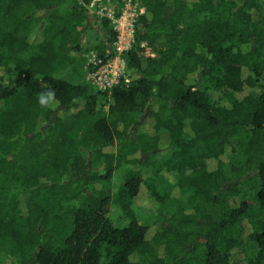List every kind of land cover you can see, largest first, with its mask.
<instances>
[{
  "label": "trees",
  "instance_id": "obj_1",
  "mask_svg": "<svg viewBox=\"0 0 264 264\" xmlns=\"http://www.w3.org/2000/svg\"><path fill=\"white\" fill-rule=\"evenodd\" d=\"M138 1L127 73L103 92L81 72L92 48L116 55L118 33L94 0H0L7 264H264V0ZM69 66L79 80L59 74ZM184 191L158 228L135 213L142 195L164 206Z\"/></svg>",
  "mask_w": 264,
  "mask_h": 264
},
{
  "label": "rangeland",
  "instance_id": "obj_2",
  "mask_svg": "<svg viewBox=\"0 0 264 264\" xmlns=\"http://www.w3.org/2000/svg\"><path fill=\"white\" fill-rule=\"evenodd\" d=\"M105 1V0H102ZM108 0H106L107 3ZM92 5V4H91ZM107 5H109L110 7L108 8H114L115 11L117 9V3H107ZM98 15L102 16L101 13H98ZM101 37V31L100 30H92L86 33L85 38H84V44H86V46L92 48L94 45H96L99 42V38ZM162 43H160L161 45ZM158 49H163V47L157 46ZM146 55H151V53H147L145 51ZM157 53V52H155ZM158 54V53H157ZM156 54V55H157ZM154 55V56H156ZM96 56V51L92 48L89 53L86 55L87 61L85 66L83 67V70L88 69V63L90 61V59H92L93 57ZM153 56V57H154ZM72 67H65L63 68L62 71H60V75L61 76H67V77H71L73 79L77 78V75H80V72H74L72 70ZM88 71L85 72H81V76L83 77V80L89 82L88 77H87ZM77 80H79V78H77ZM245 89L247 91H250V88L248 86L245 87ZM209 94L212 97L213 100H219L222 97L223 92L219 91V90H213L210 89L209 90ZM1 105V104H0ZM235 140L230 139L229 143L226 145V151H225V157L226 158H231L234 154V150H235ZM115 150L113 147H109L106 149V151H113ZM128 166H123L119 169H116L114 171L113 174V189L116 192L117 191V186L122 182L123 177L126 173V171L128 170ZM191 170H188L187 173H190ZM13 195H15V197L18 199L19 201V209L21 210V215H25L26 214V207H25V202H26V195L23 192H20L18 187H13L12 192ZM189 195L188 191H184L182 194H177L175 196V199L172 200V202L168 203L167 205H157L154 204L152 200H150V198L146 195H142L141 198L137 201V205L135 207V213L140 217L141 221L143 224L154 227V228H158L160 227L162 224H164V222L166 221L167 218V211L170 212V210L174 209V205L177 203L176 201H178V199H183V198H187ZM238 201L233 200L232 203L237 204ZM108 217L112 220V222L116 223V224H125L126 223V218L124 217L121 209L119 207H117L115 204H112V206H110L109 208V212H108ZM248 243V242H247ZM246 243V244H247ZM7 247V243L5 245H3L0 249V264H7L6 262V257L4 254V249ZM246 259H247V254H245L244 252H241V254H239L238 257V263L237 264H246ZM103 261H105L103 259ZM9 264V262H8Z\"/></svg>",
  "mask_w": 264,
  "mask_h": 264
},
{
  "label": "built area",
  "instance_id": "obj_3",
  "mask_svg": "<svg viewBox=\"0 0 264 264\" xmlns=\"http://www.w3.org/2000/svg\"><path fill=\"white\" fill-rule=\"evenodd\" d=\"M107 3H111L110 0ZM106 1L94 0L92 5H97V12L102 16L110 18L113 28L117 31V40L114 42L116 55L106 62L95 57L90 59L89 64H94V69L87 74L89 82L99 91H109L117 85L127 73V64L122 54L132 49L135 41V24L140 15L144 14L146 8L138 0H124V6L117 14V9L107 5ZM147 53L151 52L146 43H142Z\"/></svg>",
  "mask_w": 264,
  "mask_h": 264
}]
</instances>
